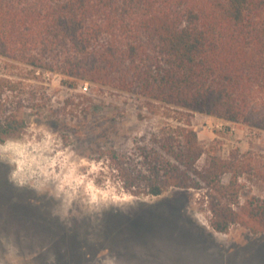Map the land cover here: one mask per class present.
Wrapping results in <instances>:
<instances>
[{
  "label": "trees",
  "instance_id": "trees-1",
  "mask_svg": "<svg viewBox=\"0 0 264 264\" xmlns=\"http://www.w3.org/2000/svg\"><path fill=\"white\" fill-rule=\"evenodd\" d=\"M0 61V144L23 134L25 110L61 118L104 88L126 91L177 118L102 152L123 190L203 191L217 233L242 216L264 229V200H239L246 155L225 157L194 130L207 115L264 131V0H0Z\"/></svg>",
  "mask_w": 264,
  "mask_h": 264
},
{
  "label": "rangeland",
  "instance_id": "rangeland-1",
  "mask_svg": "<svg viewBox=\"0 0 264 264\" xmlns=\"http://www.w3.org/2000/svg\"><path fill=\"white\" fill-rule=\"evenodd\" d=\"M44 78L63 92L67 84L89 92L88 82ZM104 90L90 110L74 104L65 117L21 112L25 131L0 144V264H264V229L242 216L217 233L203 191L135 197L123 190L102 152L127 148L148 127H174L177 114ZM194 130L225 157L246 155L240 204L264 200V131L207 115Z\"/></svg>",
  "mask_w": 264,
  "mask_h": 264
},
{
  "label": "clouds",
  "instance_id": "clouds-1",
  "mask_svg": "<svg viewBox=\"0 0 264 264\" xmlns=\"http://www.w3.org/2000/svg\"><path fill=\"white\" fill-rule=\"evenodd\" d=\"M16 176H17V173L16 172H13V177H16ZM19 182L20 183H23V180L21 179Z\"/></svg>",
  "mask_w": 264,
  "mask_h": 264
},
{
  "label": "built area",
  "instance_id": "built-area-1",
  "mask_svg": "<svg viewBox=\"0 0 264 264\" xmlns=\"http://www.w3.org/2000/svg\"><path fill=\"white\" fill-rule=\"evenodd\" d=\"M87 84H85V86H84V88L82 89L83 90V92L85 93L86 91H87Z\"/></svg>",
  "mask_w": 264,
  "mask_h": 264
}]
</instances>
